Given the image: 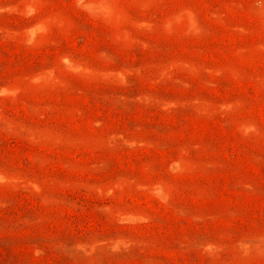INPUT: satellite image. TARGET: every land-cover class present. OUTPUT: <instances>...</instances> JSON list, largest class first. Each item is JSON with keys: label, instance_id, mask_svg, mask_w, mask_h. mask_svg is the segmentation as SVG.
Wrapping results in <instances>:
<instances>
[{"label": "rangeland", "instance_id": "1", "mask_svg": "<svg viewBox=\"0 0 264 264\" xmlns=\"http://www.w3.org/2000/svg\"><path fill=\"white\" fill-rule=\"evenodd\" d=\"M0 264H264V0H0Z\"/></svg>", "mask_w": 264, "mask_h": 264}]
</instances>
